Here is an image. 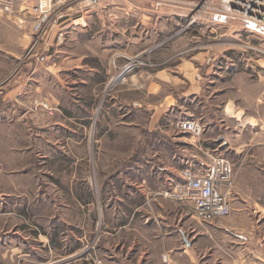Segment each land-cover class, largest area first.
<instances>
[{
	"label": "rangeland",
	"instance_id": "1",
	"mask_svg": "<svg viewBox=\"0 0 264 264\" xmlns=\"http://www.w3.org/2000/svg\"><path fill=\"white\" fill-rule=\"evenodd\" d=\"M8 1L10 3L4 2L7 8L0 4V17L6 19V23H1L2 27L0 26V151L5 154L3 157H6L5 171L11 170L8 161L10 159L11 162H20L19 166H15L16 170H11L12 174L24 178L33 176L37 179V197L29 189L23 191L25 194L18 210L22 214L34 215L36 212V223L43 235H46L45 228L48 227V242L54 255L52 264H101L102 260L96 254L101 233L94 230L92 217L88 218L87 210L86 221L83 220L81 225L79 218L83 214L79 215L77 200L69 198L66 194L68 186L65 182L68 183L72 175H81L83 166L87 175L89 170L92 175L93 163L99 159L142 161L148 156L154 158L151 152L142 153L141 147L159 146V139L163 138L143 126L151 114V110L145 106L148 102L158 104L166 92L172 91L177 97L176 104L167 111L168 117L172 120L183 117L196 118L203 126L198 140L190 133L177 130L173 125L169 128L170 134L178 136L176 145L182 148L176 147V163L178 156H181L182 168L191 158L195 169L204 168L209 162V155L195 148V144L199 146L201 143L209 149L215 148L209 152L232 158L234 166L238 165L236 153L227 147L228 143L232 145L238 141V125L235 117H229L228 113L237 112L236 105L241 103L252 112L256 110L257 115L264 114V27L252 29L237 18H228L231 23L228 27L214 22L211 26L213 31H209L210 26L206 25L204 20L210 15L208 12L214 11L213 7L219 4V0H164V4L163 0H100V4L115 2L119 7L128 2L139 3V6L151 8L146 9L149 10L147 15L159 1L160 8L163 9L159 13L162 17L159 33L164 36L159 43H151L132 54L99 58L97 72L92 75L94 78L89 79L87 87L80 89L85 104L80 106L78 111L89 118L83 138L85 149L81 151L74 143L78 140L77 134L70 136L67 142L61 128L52 133L51 127L47 125L51 122L49 119L53 114H65V104H54L51 100V89L53 90L56 84L65 91V68H46L39 64L47 61L42 56L47 52L45 36L50 28L48 26L37 45L30 49L33 31L28 22L29 11L31 4L36 0ZM95 8L92 7L88 11ZM120 12L125 15L126 10L119 8L118 14ZM15 17H18V20ZM21 30L29 32V41L26 38L21 39L17 48L21 47L22 50L14 54L11 50L20 42ZM55 43L59 44L56 39ZM35 64L41 67L31 77L30 69L34 68ZM163 65L169 68L159 71V67ZM89 74L91 73H85V76ZM194 82L197 86L195 94L191 92L193 88H190ZM35 83H39L38 86ZM130 85L132 87L129 91L134 101V120L138 121V124L134 127L132 135L122 136L119 142L117 136H113L110 131V134L105 133L102 136L101 143L104 147L132 144L135 151L127 154L94 153V127L99 125V118L102 128L110 125L109 116L114 111L113 105L110 107V98L112 95H124L123 88ZM17 86L20 87L17 89ZM61 89H55V92H61ZM5 91L9 93L3 100ZM259 95L262 101L255 100ZM227 99H230V104H225ZM73 107L75 106L69 105V109ZM107 107L108 109H105ZM221 118H224L226 127H221ZM159 120L162 122V119ZM75 122L69 121L73 125H76ZM248 137L250 136L243 133L242 139L247 140ZM88 145L92 147L88 148ZM170 146L168 144V147H165V156H168V150L171 151ZM159 155L166 159L163 154ZM258 162L255 158L254 162L249 163L245 168V175L258 180V185L253 186L252 190L264 197V172L259 168ZM81 163L84 165L79 166ZM52 188L51 198L43 194L46 189ZM29 195L32 196L30 199ZM89 196L87 191L86 198ZM260 203L264 205V199H261ZM46 212L53 214L48 218V222H45ZM14 238L19 240L15 235L5 236L0 232V251L5 246L4 241L15 240ZM41 243L36 242L40 248L37 257L47 252L45 246H40ZM47 260L49 258H41L36 264H44ZM0 264H3L1 252ZM5 264L29 262L18 258Z\"/></svg>",
	"mask_w": 264,
	"mask_h": 264
},
{
	"label": "crops",
	"instance_id": "2",
	"mask_svg": "<svg viewBox=\"0 0 264 264\" xmlns=\"http://www.w3.org/2000/svg\"><path fill=\"white\" fill-rule=\"evenodd\" d=\"M159 1L148 15L146 12L151 8L139 6V3L128 2L125 6L119 7L113 2L107 5L101 3L90 11L86 16L85 26H72L69 18H66L65 21L60 22L65 26V39L61 44L55 43L56 27H49L50 31L45 36L47 52L42 56L47 61L39 64L46 68H65V91L57 84L53 90L51 89L52 102L65 104V114L50 116L51 122L47 125L51 127L52 133L61 128L67 142L70 136L77 134L78 140L74 143L81 151L85 149H83V138L89 118L78 111L80 106L85 104L80 89L87 87L89 79L94 78L92 75L97 72L100 57L129 55L162 40L164 35L159 33L162 23L159 13L163 9L160 8ZM4 2L9 1L0 0V4ZM119 8L126 10L125 15L121 12V15L118 14ZM155 12L158 13L154 14ZM208 13L210 15L208 14V18L204 21L210 26L211 32L214 22L226 27L231 24L226 16L216 15L212 10ZM5 21V17H0L1 27V23L5 24ZM20 34L22 35L20 42H17L14 50H11L14 54L22 50L21 47L17 48L21 39L26 38L29 41V32L21 30ZM35 60L38 62L37 59ZM40 67L35 64L34 68L30 69L31 77ZM159 68H161L159 71H162L163 68L169 67L163 65ZM84 72L91 74L86 77ZM195 83L190 85L194 94L197 92ZM38 84L35 83L36 86ZM131 87L130 85L123 88L124 95H112L110 98V107L113 105L112 110H114L110 116L108 115L111 123L104 129L99 118V125L94 127V153L127 154L135 151L132 144L104 147L101 143L102 136L105 133L110 134V131L113 136H117L119 142L122 136L132 135L134 127L138 124L133 115L134 101L129 91ZM55 89L62 91L55 92ZM62 92L64 94H61ZM8 93L9 91L4 92L3 100ZM255 100L262 101V98L259 95ZM176 101V95L169 91L158 104L148 102L145 106L151 110V114L143 126L149 132L163 138L159 139L161 143L159 146L141 147L142 153L151 152L154 158L148 156L142 161L99 159L93 163L92 175H90L91 170L87 175L83 166L81 175L77 177L72 175L68 183L65 182L68 186L66 194L70 196L69 198L77 200L79 215L83 214L79 218L81 225L86 221L85 210H87L88 218L92 217L94 230H99L101 233L96 248V254L102 260L101 264H160L161 255L164 253L174 264H264V205L260 203L264 197L261 193L252 190L253 186L258 185V180L245 175V168L249 163L254 162L255 158L260 163L259 168L264 172V114L257 115L256 110L252 112L241 103L236 105L237 112L228 113L229 117H235L238 125L236 131L238 141L227 145L236 153L238 160V165L234 166V183L228 194L230 212L210 222H199L179 200L164 194L180 180L183 164L181 156H178L176 163V154L178 155L176 147L182 149L180 145H176L178 136L169 133V128L174 126L177 119L172 120L168 117L167 111L176 104ZM228 103L230 104V99L225 102ZM232 104L235 105L233 101ZM69 105L75 106L76 109H73L75 107L69 109ZM100 113L102 116V112ZM69 121H76V125L70 124ZM219 121L221 127L227 126L224 118ZM243 133L250 137L247 140L242 139ZM165 144L167 147L168 144L173 146V149L170 146V152L168 150L169 157L165 156L167 155ZM88 146V148L92 147ZM195 146L200 152L207 154L209 150L215 149H209L201 143ZM157 153L163 154L166 159H162ZM3 156L5 154L0 151V232L5 236L15 235L19 240L14 238L15 240L4 241L5 246L0 251L1 260L5 264L12 259L21 258L29 264H36L41 258H49L44 264H52L54 255L52 246L48 242V224L45 225L46 235H43L36 223L37 213L22 214L18 210L25 194L23 191L29 189L37 197L38 189L35 187L37 179L33 176L24 178L12 174L11 170H16L15 166H19L20 162H11L10 159L8 161L11 170L5 171L7 163L6 157ZM228 159L234 162L232 158ZM193 163L191 158L185 162V166ZM87 191L90 195L88 198H86ZM43 194L51 198L53 188L46 189ZM31 197L29 195V199ZM45 214V219L47 218L45 222H48V218L53 214L48 212ZM37 241L42 242L40 246H45L47 250L40 257H37L40 252Z\"/></svg>",
	"mask_w": 264,
	"mask_h": 264
},
{
	"label": "built area",
	"instance_id": "3",
	"mask_svg": "<svg viewBox=\"0 0 264 264\" xmlns=\"http://www.w3.org/2000/svg\"><path fill=\"white\" fill-rule=\"evenodd\" d=\"M98 6L100 0L34 1L30 6L28 20L33 31L30 49L37 45L48 26L56 27L55 39L59 43L62 42L65 26L60 22L69 18L72 26H85L88 10ZM4 8L7 6L4 5ZM213 10L216 15L237 18L252 29L264 27V0H219V4L214 6ZM174 126L181 132L190 133L197 140L203 129L202 123L196 118H178ZM208 155L209 162L204 168L195 169L193 164L181 168L180 180L176 181L170 190L164 192L165 195L179 200L199 222H210L216 217L229 214L228 194L234 183V164L219 154L209 152ZM160 264L174 263L164 253L161 255Z\"/></svg>",
	"mask_w": 264,
	"mask_h": 264
},
{
	"label": "water",
	"instance_id": "4",
	"mask_svg": "<svg viewBox=\"0 0 264 264\" xmlns=\"http://www.w3.org/2000/svg\"><path fill=\"white\" fill-rule=\"evenodd\" d=\"M220 139V138H219Z\"/></svg>",
	"mask_w": 264,
	"mask_h": 264
}]
</instances>
